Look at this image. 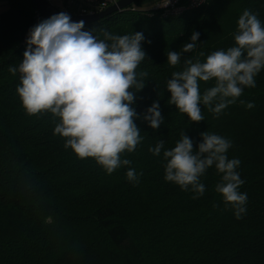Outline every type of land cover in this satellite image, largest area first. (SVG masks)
<instances>
[{
  "label": "trees",
  "instance_id": "trees-1",
  "mask_svg": "<svg viewBox=\"0 0 264 264\" xmlns=\"http://www.w3.org/2000/svg\"><path fill=\"white\" fill-rule=\"evenodd\" d=\"M0 13V264H264V68L256 86L245 87L235 103L217 117L201 105L204 121L191 122L167 103V82L183 70L184 60L201 62L214 51L235 46L238 19L245 10L264 26V0H205L176 15L161 9L128 6L82 31L98 39L104 33H143L146 58L137 72L147 71L145 87L136 93L138 115L159 102L164 121L153 130L142 118L135 123L141 143L122 159L130 165L107 174L94 159H79L54 134L51 113L29 116L16 91L18 67L29 31L46 20L31 0H5ZM158 0H136L141 5ZM200 33L197 47L167 63L168 51H181ZM150 42V43H149ZM204 55L200 56V53ZM215 81L200 82V92ZM243 101L244 103H241ZM254 103L249 109L246 104ZM214 106V105H213ZM208 131L231 141L226 155L241 161L237 171L245 183L247 211L237 219L215 186L221 180L215 166L201 183L202 196L164 179L165 150L185 134L201 142ZM163 140L159 156L149 148ZM128 168L143 173L133 184Z\"/></svg>",
  "mask_w": 264,
  "mask_h": 264
},
{
  "label": "clouds",
  "instance_id": "clouds-1",
  "mask_svg": "<svg viewBox=\"0 0 264 264\" xmlns=\"http://www.w3.org/2000/svg\"><path fill=\"white\" fill-rule=\"evenodd\" d=\"M83 28L84 21L73 22L64 12L43 20L30 29L19 66H10L8 71L13 76L19 73L16 91L25 112L29 116L51 113L57 121L54 134L65 140V149H71L79 159H94L110 175L131 164L122 155L134 152L141 143L135 121L142 118L158 130L164 117L158 101L142 116L134 107L136 93L145 87L143 78L148 75L147 71L137 72L146 58L143 33L120 36L105 32L104 38L98 39ZM199 35L193 32L191 42L181 51H168L167 63L179 65L182 52L197 47ZM234 39L235 46L212 52L206 62L199 57L185 59L183 70L173 72L168 80L167 103L191 122L204 121L201 105L218 117L245 87L256 86L255 77L264 68V26L256 14L243 12ZM213 80L214 86L201 94L200 82ZM254 106L253 102L246 104L249 109ZM200 136L201 142L194 148L193 140L183 132L175 146L163 152L164 179L184 191L191 190L196 194L193 198H198L205 191L200 178L214 165L221 174L215 191L239 219L247 211L248 199L247 193L239 191L245 183L237 171L241 161L226 155L230 140L208 131ZM162 148L163 140L149 151L159 156ZM139 176L128 168L129 182L138 183Z\"/></svg>",
  "mask_w": 264,
  "mask_h": 264
},
{
  "label": "built area",
  "instance_id": "built-area-1",
  "mask_svg": "<svg viewBox=\"0 0 264 264\" xmlns=\"http://www.w3.org/2000/svg\"><path fill=\"white\" fill-rule=\"evenodd\" d=\"M57 9L75 15H93L118 0H46ZM205 0H158L155 9H161L164 16L180 14L189 8L200 6ZM57 4V5H55ZM40 14L38 13L37 16ZM41 16V15H40Z\"/></svg>",
  "mask_w": 264,
  "mask_h": 264
},
{
  "label": "water",
  "instance_id": "water-1",
  "mask_svg": "<svg viewBox=\"0 0 264 264\" xmlns=\"http://www.w3.org/2000/svg\"><path fill=\"white\" fill-rule=\"evenodd\" d=\"M33 5L35 6L38 13L41 15V17L48 19L51 16L55 14H59L63 11L57 9L56 7L52 6L51 4H48L46 0H31ZM136 0H118L116 3H112V5L106 7L104 10L93 14V15H75L66 13L70 16L71 20L73 22H79L84 21V24H89L95 21L100 20L101 18L111 15L115 12H120L127 8L130 5H133Z\"/></svg>",
  "mask_w": 264,
  "mask_h": 264
},
{
  "label": "rangeland",
  "instance_id": "rangeland-1",
  "mask_svg": "<svg viewBox=\"0 0 264 264\" xmlns=\"http://www.w3.org/2000/svg\"><path fill=\"white\" fill-rule=\"evenodd\" d=\"M57 5V4H55ZM133 7L135 9H145V10H149V9H153L154 7V2H147V3H144V4H141V5H137V4H133Z\"/></svg>",
  "mask_w": 264,
  "mask_h": 264
},
{
  "label": "crops",
  "instance_id": "crops-1",
  "mask_svg": "<svg viewBox=\"0 0 264 264\" xmlns=\"http://www.w3.org/2000/svg\"><path fill=\"white\" fill-rule=\"evenodd\" d=\"M6 1L0 0V13L3 12L6 9Z\"/></svg>",
  "mask_w": 264,
  "mask_h": 264
}]
</instances>
